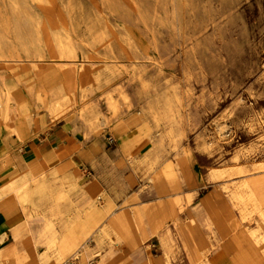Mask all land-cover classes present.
Instances as JSON below:
<instances>
[{
    "label": "rangeland",
    "instance_id": "rangeland-1",
    "mask_svg": "<svg viewBox=\"0 0 264 264\" xmlns=\"http://www.w3.org/2000/svg\"><path fill=\"white\" fill-rule=\"evenodd\" d=\"M26 49L42 58L34 63ZM67 50L73 57L61 56ZM72 67L88 73L83 92ZM0 75L16 88L33 84L75 99L60 119L34 107L30 138H7L20 169L32 141L46 136L42 147L73 156L68 170L80 186L96 177L125 185L111 197L119 209L131 206L124 201L134 193L151 202L171 198L168 181L156 177L161 170L180 185L181 219L208 211L213 227H256L255 214L243 218L231 195L240 182L264 176V0H0ZM83 103L99 112L91 130L78 119ZM129 134L140 141L139 158L149 147L148 164L120 150ZM24 244V251L36 246L30 236ZM145 245L159 254L155 237ZM66 261L81 264L79 256Z\"/></svg>",
    "mask_w": 264,
    "mask_h": 264
},
{
    "label": "bare ground",
    "instance_id": "bare-ground-1",
    "mask_svg": "<svg viewBox=\"0 0 264 264\" xmlns=\"http://www.w3.org/2000/svg\"><path fill=\"white\" fill-rule=\"evenodd\" d=\"M24 55L33 58L34 63L42 58V55L27 49ZM73 55L71 50L61 54L66 58H71ZM12 57L14 56H8V58ZM69 71L77 77L81 84L80 90L83 92L84 86L82 85L86 84L88 73L84 68L75 67L70 68ZM32 72L38 75L40 69L36 67ZM17 73L11 72V75ZM68 94H63L60 91L37 89L33 84L27 88H16L8 85L4 77L0 75V132H2L0 135V146H2L0 167L3 174L14 169V161L6 143L7 138L13 136L18 141L25 142L30 137L34 123V114L32 113L34 107L42 108L54 119L66 117L75 101ZM123 98L126 99V95H123ZM106 103L115 114L116 106L111 98H107ZM148 114L156 123V114L151 110H148ZM78 119L87 130H91L100 119L99 112L95 107L83 103ZM140 125L142 129L148 127L145 123ZM114 128L120 137L128 134L127 127L122 122H118ZM23 130L25 131L23 132ZM147 138H150V134L143 139ZM136 139L135 135L129 134L120 143V150L130 157V161L148 164L150 161L149 147L141 148L144 155L143 158H139L138 151L140 150L137 144L140 141L135 142ZM256 169L262 170L263 166ZM245 171L243 168H238V173ZM51 172L52 169L32 156L29 159L27 171L20 173L11 182L4 181L0 187V199L9 195L15 197L21 204L25 218H45L56 229L55 236L44 244L45 256L43 258L37 254L36 246H28L25 251L30 256L29 260L19 262L15 259H4L3 251H0V264H62L74 256L80 257L81 264H86L85 261L89 257H96L97 264H121L125 255L138 251L140 244L151 237H155L159 241L161 251L160 260L156 264H217L208 259V252L217 245L228 256V264H264V176L240 182L231 195L243 218H246L247 214H255L256 227H253L254 229L251 231H245L238 229L239 224L234 220L230 227L231 230L225 225L213 227L212 221L208 217V211L199 212L193 216L185 214L184 218L181 219L178 211H181L180 203H182L184 196L178 193L180 185L173 180L170 173L165 174L161 170L158 171L156 177L166 179L168 191L174 192L167 201L151 202L147 197L135 194L130 200L124 201L127 205L128 201L133 202L130 207L116 209L113 201L106 198V202L102 205L103 211L99 210L94 215H90L87 209L73 211L69 203L58 204L60 194L57 187L44 183L45 187L51 186L48 191L54 195L46 199V195L41 192L37 197L38 208H27L32 192L39 187L43 188V181L46 180V176L51 180ZM149 194L151 195V193ZM160 209H162L163 214H161ZM107 212H109L108 217ZM105 218L108 219L105 220ZM166 219L171 220L169 226H165ZM209 232H211L210 235ZM37 241L30 237L31 243ZM90 242H94V245L90 246ZM111 247H117L115 250L119 252L120 256L118 255V258L107 262L105 261L107 259L105 253ZM13 250L15 251L14 248Z\"/></svg>",
    "mask_w": 264,
    "mask_h": 264
},
{
    "label": "crops",
    "instance_id": "crops-1",
    "mask_svg": "<svg viewBox=\"0 0 264 264\" xmlns=\"http://www.w3.org/2000/svg\"><path fill=\"white\" fill-rule=\"evenodd\" d=\"M1 134L2 132H0V135ZM29 138L30 137H28L26 141ZM45 140L46 136L45 138H40L39 142L36 140L32 141L30 144L32 153L28 155L26 159V167L24 169H20L18 167V159L14 157H12L14 161L13 170L3 174V171L0 167V187L4 181L11 182L20 173L27 171L29 168V159L32 156H35L37 161L43 163L49 169H52L51 180L48 176H46V180L43 181V188L39 187L37 190L32 192V196L27 204V208L37 209L39 206L37 197L40 195V193L42 192L43 195H46V199H48L54 195L49 193L48 189H50L51 186H56L60 194L58 204L69 203L71 204L70 207L73 211H78L84 208L89 210L90 215H94L97 213V211L102 209L105 198H110L113 201L111 197L113 196L114 192L122 193L125 190V185H120L115 181L105 182L102 177H96L92 182L84 187L80 186L76 172H70L68 170L69 167L75 164L73 156H67L66 151L55 154L52 149H46V147H42V142ZM16 143L20 142H14L13 146ZM1 149L2 147L0 146V150ZM84 156L86 157V155ZM44 183H49L52 185L45 187ZM111 184H113V186H110ZM135 194L136 193L132 195L134 196ZM132 195H130L126 200H130V198L133 197ZM99 199H102L101 205L96 203ZM127 203L128 205L131 204L130 201ZM116 209L119 208L116 206ZM160 212L163 214L162 211ZM170 223L171 220L170 222L168 221L165 223V226H169ZM55 234L56 229L51 225L50 221L46 220L45 218H25L21 204L15 199V197L9 195L3 199H0V251H3L4 259H15L19 262L26 261L28 257L24 251V239L28 238L29 236L33 237L34 240H38L36 242V251L38 255L43 257L45 256L44 244L54 237ZM149 239L140 244V249L138 251L129 253V255H125L121 260V264L158 263L160 260L161 251L159 254L153 256L148 253V245L144 246V244ZM89 244L90 246H93L94 242H90ZM151 247L155 248V244L151 243ZM13 248L16 252L13 250ZM115 249H117V247H111L106 251L105 255L108 260L106 259L105 261L108 262L109 260L116 259L120 256L119 252ZM125 251H127V249H125ZM209 260L215 261L217 264H228L229 261L228 256L222 252V249L219 245L211 249ZM95 261L96 257L91 261V264H94ZM68 263L72 262L68 261Z\"/></svg>",
    "mask_w": 264,
    "mask_h": 264
},
{
    "label": "built area",
    "instance_id": "built-area-1",
    "mask_svg": "<svg viewBox=\"0 0 264 264\" xmlns=\"http://www.w3.org/2000/svg\"><path fill=\"white\" fill-rule=\"evenodd\" d=\"M62 264H73V263H67V262H64V263H62Z\"/></svg>",
    "mask_w": 264,
    "mask_h": 264
}]
</instances>
